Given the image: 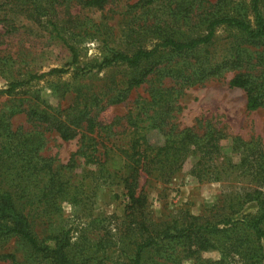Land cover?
Wrapping results in <instances>:
<instances>
[{
    "label": "trees",
    "instance_id": "obj_1",
    "mask_svg": "<svg viewBox=\"0 0 264 264\" xmlns=\"http://www.w3.org/2000/svg\"><path fill=\"white\" fill-rule=\"evenodd\" d=\"M65 1L44 0L40 4L37 0H0V7L7 8L0 15V22H8L11 29H16L17 11H29L35 20L42 21L43 18L51 24L58 37H62L61 30L71 27L68 24L71 20L73 27H79L80 22L84 26L92 22L81 21L74 15L64 20L59 18V6ZM78 1L84 8H102L109 2H123L127 13L131 14L127 37L136 34L141 38L132 52H112L92 66L101 70L123 64L136 69V74L128 80L114 82L119 92L110 98L111 103L124 100L133 88L147 82L152 74H160L161 68L157 70V67L162 63L159 61L161 56L197 54L204 45L215 42L222 26L239 34L227 44L230 50L227 53L205 60H200L198 54L195 62L179 63L164 71L160 80L170 76L178 85L168 87L160 83L150 100H138L142 102L141 109H147V113L140 110L137 116H130L132 131L127 146H119L112 157L108 150L98 152L97 139L113 126L98 122L92 114L101 101L99 94L90 100L77 96L68 106H63L55 96L56 101L32 103L19 110L26 112L33 121L45 124L47 129L58 131L64 140L80 135L81 145L67 164L54 165L52 160L41 155L45 145L42 131L13 129L11 117L19 111L0 114L1 160L8 164V170L22 178L13 180L11 185L0 184V264H41L44 261L49 264H96L82 255L85 248L73 240L70 229L58 233L53 230L40 239L33 224L37 215L59 212L62 201L80 202L81 186L72 182L67 172L75 170L81 158L85 177L100 178L105 183L119 181L126 188L128 203L123 222L125 227L121 231L125 241L122 251L127 260L121 264H186L187 259H194L195 264H264V139L252 137L247 140L239 135L232 136V149L239 155V161L235 162L223 152L222 142L230 135L222 129L210 123L203 132L194 127H168V120L176 110L175 92L229 71H235L230 85L247 92L248 109L264 104V58L252 50L264 45L263 0H249L254 21L233 11L234 0H216L212 4L209 0ZM93 25L100 24L95 22ZM87 31L80 28L79 34ZM188 32L191 33L187 36ZM145 39L150 40V46L146 45ZM63 40L72 51L73 62H77V50ZM69 70L54 67L40 74H31L28 79L13 81L8 87L1 88L0 96L12 95L20 87L48 75L61 76ZM62 88H57L55 94H63ZM151 104L153 110L148 109ZM146 115L151 122L147 126L141 125L144 118L140 117L148 118ZM149 129L158 130L162 141H151ZM188 159L193 163L185 171L200 182H231L233 189H230L229 198L216 205L211 217L185 213L169 221L155 222L147 211L148 195L144 185L138 189L140 176L170 182ZM26 191L32 196L28 202L30 209L25 211L17 193ZM251 202L258 206L255 214H244L241 220L236 219V214ZM10 240H14L18 247L24 246L26 259L21 258L18 247L8 246ZM212 249L220 251L219 259L201 256V252Z\"/></svg>",
    "mask_w": 264,
    "mask_h": 264
},
{
    "label": "rangeland",
    "instance_id": "obj_2",
    "mask_svg": "<svg viewBox=\"0 0 264 264\" xmlns=\"http://www.w3.org/2000/svg\"><path fill=\"white\" fill-rule=\"evenodd\" d=\"M37 1L40 4L44 3V0ZM215 2L216 0H209V4ZM234 5L235 13L254 21L249 0H234ZM261 6L264 14V0ZM5 10L7 8L1 5L0 15H3ZM70 15H74V18L78 16L81 21L92 22L89 21L86 26L80 22L79 27H73L71 20L68 23L71 27L61 30L62 37H58L56 30L46 20L43 18L42 21L35 20V17L25 10H18L15 14L16 29H11L8 22H0V89L8 87L13 81L28 79L31 74H40L54 67L70 69L61 76L48 75L20 87L12 95H1L0 114L17 112L28 108L32 103L56 101V97L63 106H68L77 96L90 100V97L99 94L101 101L94 107L92 114L98 122L113 126L97 139L99 142L97 147L101 153L108 150L110 157L114 156L119 146H127L126 142L132 131L130 116H137L140 110L144 111V114L147 113V109H141L142 102L139 103L138 100L142 98L150 100L160 83L168 87L178 85L170 76L160 80L164 71H169L179 63L185 62L187 65L195 62L198 54L200 60H205L227 53L230 51L227 44L235 40L234 36L239 34L222 26L217 31L215 42L204 45L197 54H183L182 57H176L175 54L161 56L159 61L162 63L157 67V70L161 68L158 71L160 74L157 72L152 74L147 82L133 88L124 100L111 103L110 98L119 92L118 85L116 86L114 82L128 80L136 74V69L127 68L123 64L107 66L101 70L92 66L112 52L119 50L132 52L139 44L141 38H137L136 34L127 37L131 14L127 13L123 2H109L102 8H84L78 0H66L59 6L58 17L64 20ZM95 22L100 25H93ZM80 28H86L87 33L79 34ZM63 38L77 50V62H73L72 51ZM145 40L146 45L150 46V40ZM252 50L264 58L263 44L253 47ZM234 73L235 71H229L220 77H210L175 92L176 110L168 120V127H194L198 132H203L205 126L210 123L222 129L230 135L222 142L223 152L237 162L239 155L232 149L231 137L239 135L247 140L252 137L264 139V104L256 109L247 108V92L243 88L230 85ZM61 87L63 94H55L57 88ZM148 109L153 110L152 104ZM140 118H144L141 125L147 126L151 122L149 117ZM11 123L13 129L21 128L26 132L42 131L45 145L41 155L52 160L54 165L67 164L71 155L81 145L80 135L71 140H64L58 131L47 129L45 124L33 121L26 112L19 111L13 115ZM148 135L153 142L162 141L158 130L149 129ZM1 158L0 184L11 185L13 180L20 181L21 176L17 177L13 171L8 170V164H3ZM192 163L193 160L188 159L179 174L170 182L140 176L138 189L144 185L148 195L147 211L155 222L169 221L185 213L211 217L216 205L229 198L230 189H233L231 182H200L185 171ZM83 167L84 162L81 158L75 170L67 172L72 182L81 186L80 202L75 204L62 201L59 212H45L35 216L34 230L40 239H43L53 230L58 233L70 229L73 240L85 248L82 255L86 258L92 259L96 264H121L127 260L122 251L125 241L121 231L125 227L123 222L128 203L126 188L119 181L105 183L100 178L85 177ZM29 193V191L17 193V198L25 211L30 209L28 202L32 194ZM257 209V204L251 202L236 214V219L241 220L244 214H255ZM84 237L86 239H83ZM101 240L104 241L103 244L99 243ZM44 241L51 244L47 239ZM8 246L18 247L14 240H10ZM18 250L21 258L26 259L27 251L24 246L19 245ZM201 256L217 260L221 253L218 249H212L201 252ZM185 262L195 264L194 259H187ZM41 264L49 263L44 261Z\"/></svg>",
    "mask_w": 264,
    "mask_h": 264
}]
</instances>
